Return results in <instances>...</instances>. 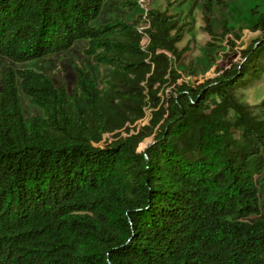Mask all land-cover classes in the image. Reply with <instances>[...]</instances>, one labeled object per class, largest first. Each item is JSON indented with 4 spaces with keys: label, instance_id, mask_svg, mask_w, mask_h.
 <instances>
[{
    "label": "trees",
    "instance_id": "trees-1",
    "mask_svg": "<svg viewBox=\"0 0 264 264\" xmlns=\"http://www.w3.org/2000/svg\"><path fill=\"white\" fill-rule=\"evenodd\" d=\"M105 1L0 0V55L26 61L86 39L106 67L97 85L73 64L70 93L0 67V264H264V98L237 97L263 68L264 10L239 61L193 85L174 67L188 49L177 0L91 26ZM20 91L42 116L25 120Z\"/></svg>",
    "mask_w": 264,
    "mask_h": 264
},
{
    "label": "rangeland",
    "instance_id": "rangeland-1",
    "mask_svg": "<svg viewBox=\"0 0 264 264\" xmlns=\"http://www.w3.org/2000/svg\"><path fill=\"white\" fill-rule=\"evenodd\" d=\"M124 1L135 2V4L132 9H128L121 6ZM174 1L106 0L100 14L90 22V25L100 26L119 18L132 21L138 14H145L147 9L154 8L162 11ZM263 10L264 0H177L170 7V13L175 15L179 24L182 21L189 23L183 39L177 44L178 48L188 47L174 66L180 75L177 82L187 81L193 85L201 84L218 74L217 69L220 65H230L239 61V49L246 47L252 38L259 35L254 25ZM207 25L214 32L213 35L206 30ZM224 29H227L228 33L222 36ZM229 41L234 43V46ZM86 45V39H77L69 48L19 62L0 55V67L11 66L45 73L55 85H63L70 93L76 77L73 64L88 71L97 85H100L104 78L106 67L84 53ZM259 63L263 68L258 78L251 80L244 89L237 90V97L244 104L256 105L264 98V58ZM172 88L173 85L158 92L160 103L164 106L170 94L168 90ZM19 95L26 121L33 116L43 115L41 108L34 105L27 95L21 91ZM150 111V108L145 107L142 118L137 119L132 125L126 123L130 126V132H132V126L135 125L138 129L148 122ZM115 132L126 135L123 128ZM113 133L104 135V138H112ZM151 138L152 136L143 142ZM143 142L138 145V148L143 146ZM254 180L259 191L260 212L258 217L264 219V166L261 172L254 174Z\"/></svg>",
    "mask_w": 264,
    "mask_h": 264
},
{
    "label": "built area",
    "instance_id": "built-area-1",
    "mask_svg": "<svg viewBox=\"0 0 264 264\" xmlns=\"http://www.w3.org/2000/svg\"><path fill=\"white\" fill-rule=\"evenodd\" d=\"M107 134H109V133H106V134H104V135L107 136Z\"/></svg>",
    "mask_w": 264,
    "mask_h": 264
}]
</instances>
